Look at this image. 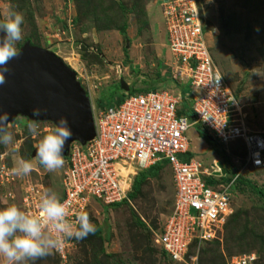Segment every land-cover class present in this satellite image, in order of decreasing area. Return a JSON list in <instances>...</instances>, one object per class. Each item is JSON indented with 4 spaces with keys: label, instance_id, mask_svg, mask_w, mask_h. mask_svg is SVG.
<instances>
[{
    "label": "rangeland",
    "instance_id": "1",
    "mask_svg": "<svg viewBox=\"0 0 264 264\" xmlns=\"http://www.w3.org/2000/svg\"><path fill=\"white\" fill-rule=\"evenodd\" d=\"M162 7L160 0H0V20L6 19L10 12L21 13L24 17L22 39L16 43V48L28 40L33 45L55 52L76 69L80 84L96 107L98 99L104 98L111 104L110 94L120 95V77L129 84V92H138L144 86L162 83L159 72L169 73L165 88H179L181 91L176 81H183L186 76L175 70L170 56ZM221 7L224 8V19L231 15L225 30L221 25ZM201 8L206 22L213 26L207 32L213 61L221 68L224 79L236 94L245 112L246 126L264 135V0H201ZM122 10L127 14L124 17L127 21L126 37L119 32L120 24L125 21ZM30 122H35L37 126L35 135L28 131ZM7 127L13 135V143L9 146L0 144V209L15 205L28 213L20 199L25 182L37 187L40 184L42 196L55 193L60 199L66 157L62 169L49 172L32 155L33 148L43 136L55 128L53 122L33 120L18 114ZM198 132L195 125H190L187 136L190 152L204 166L211 165L214 157L222 159L225 152L231 158L229 165H235L236 172L264 186V167L254 168L246 164L243 142L239 140L226 145L216 140L211 143ZM29 143L33 145L31 154L24 157L22 154L27 151ZM21 159L33 163V171L28 176L21 177L15 173ZM169 167L161 168L143 182L134 198L108 210L110 240L101 246L111 256L100 258L101 262L184 264L164 258L161 249L151 239L152 229L158 228L172 204L174 187ZM8 190L11 191L10 196ZM262 203L264 197H259L248 188L235 192L232 204L238 211L237 228L232 230L235 222L231 223L228 226L230 234L224 229L216 240L197 242L193 251L199 253L200 261L203 256V261L199 263L208 264L217 257L216 264H221L234 256L254 253L257 257L255 264H264ZM104 206L90 200L84 213L89 215L93 224H100ZM135 216L139 221L135 220ZM239 234L244 237L238 242L231 238ZM89 238L73 239L71 252L63 254L62 258L58 250L53 249L50 255L25 264H84L91 259L89 251L100 247L97 239ZM0 264H6L2 257ZM190 264L198 262L191 261Z\"/></svg>",
    "mask_w": 264,
    "mask_h": 264
},
{
    "label": "built area",
    "instance_id": "2",
    "mask_svg": "<svg viewBox=\"0 0 264 264\" xmlns=\"http://www.w3.org/2000/svg\"><path fill=\"white\" fill-rule=\"evenodd\" d=\"M161 3L175 70L190 79L192 90L186 95L191 98L192 117L180 111L183 96L179 88L124 91L118 103L93 106L95 134L84 143H70L60 201L67 207L68 220L77 227L76 217L90 200L105 205L120 202L127 198L136 171L167 162L174 187L172 204L158 228L152 229L151 239L172 259L189 263L198 259L197 255L188 259L190 243L216 237L233 213L231 188L239 173H221L218 162L222 159L214 157L211 165L204 166L190 156L188 127L200 124L226 145L240 140L246 164L254 168L264 167V135L246 126L238 98L213 61L197 0ZM216 77H220L218 85L211 80ZM227 175L229 181L211 184L206 180ZM37 185L25 182L20 192L21 204L33 215L39 212L43 194ZM73 245V239H64L55 251L61 257ZM256 260L254 253H248L225 264H255Z\"/></svg>",
    "mask_w": 264,
    "mask_h": 264
},
{
    "label": "clouds",
    "instance_id": "3",
    "mask_svg": "<svg viewBox=\"0 0 264 264\" xmlns=\"http://www.w3.org/2000/svg\"><path fill=\"white\" fill-rule=\"evenodd\" d=\"M23 22L24 17L18 12H10L6 19L0 20V85L7 83L5 73L11 71L8 66L9 62L21 54L15 45L22 39L21 25ZM211 80H215L218 85L220 77ZM122 90H119L120 93L125 91ZM91 107H93L92 104ZM40 112V107H33L34 115H39ZM8 116V112L0 111V144L4 146L13 143V135L7 127ZM28 131L33 135L37 133L35 122L28 124ZM72 135L67 118L61 116L56 127L44 135L37 145L36 158L38 163L49 172L62 169L65 165L64 148ZM258 162L259 160H257ZM32 171L33 163L23 159L18 161L15 168V173L21 177L28 176ZM67 217V207L55 193H46L42 196L39 212L36 215L26 213L15 205L0 209V257L6 261V264H25L27 261H35L50 255L53 249L61 247L64 239L82 240L89 234L95 233L96 226L90 221L87 213L82 212L76 217L77 227H74ZM219 232L212 239L219 238ZM212 239L194 240L193 242ZM193 242L189 245V252ZM193 255H197L199 259V253L190 254V256ZM190 256L188 257L189 260H191ZM173 261L190 264V262L185 263L182 260L173 259Z\"/></svg>",
    "mask_w": 264,
    "mask_h": 264
},
{
    "label": "water",
    "instance_id": "4",
    "mask_svg": "<svg viewBox=\"0 0 264 264\" xmlns=\"http://www.w3.org/2000/svg\"><path fill=\"white\" fill-rule=\"evenodd\" d=\"M18 50L20 56L9 62L11 71L5 73L7 83L0 85V111L9 113L8 123L21 114L33 120H50L56 127L59 118L66 117L73 133L64 148L66 157L71 142L84 143L95 134L89 94L76 78V69L55 52L28 40ZM119 83L123 90L130 89L122 77ZM34 106L41 108L39 115L33 114ZM36 148H33V156H36ZM218 164L221 173H226L224 162L220 160ZM234 169L232 167V173Z\"/></svg>",
    "mask_w": 264,
    "mask_h": 264
},
{
    "label": "trees",
    "instance_id": "5",
    "mask_svg": "<svg viewBox=\"0 0 264 264\" xmlns=\"http://www.w3.org/2000/svg\"><path fill=\"white\" fill-rule=\"evenodd\" d=\"M197 2L199 4L200 10H201L200 17H201L202 21L205 23V26H203V30L206 31V32H208V29L210 27L213 28V26H209V24L206 22L204 13L202 12V9H201V0H197ZM223 9L224 8L221 7L220 17L222 19L221 25H222L223 29L225 30L226 29L227 21L229 20V18L231 17V15L228 16L227 19H224L225 14H224V10ZM121 15H122L123 18L124 17L126 18V16H125V15H127L126 14V11L125 10H122ZM231 23L233 24L232 20H231ZM126 29H127V21L125 19V21H123L120 24V26H119V32L124 37H126ZM124 51H126V49H124ZM210 53H212V48L211 47H210ZM211 56H213V55L211 54ZM125 57H127L126 52H125ZM125 59H126L125 61H128L127 58H125ZM159 73L161 74L160 75V79H161L162 83H160L159 85H152L150 87L144 86L141 91H148V90H155V89L165 88L167 86V84H166V82H167L166 78H167V76H168L169 73L167 75H166V73L165 74H163L161 72H159ZM176 83H177V87H180L181 88V93H182V96H183V99H182V109L180 111H183V109H184L185 110V113H187L189 116L192 117V115L190 113L191 112V109H190L191 108L190 107L191 98L189 99L187 97V95H186V93H190L191 90H192L191 84H190V79H185L183 81H176ZM132 92H136V91H132ZM124 95H125L124 92L123 93H120V95L119 94H115V93L110 94V96L112 97L111 104L120 102L121 99L124 97ZM235 96H236V94H235ZM97 104H99V106H109V105H111V104H109L107 102V100H104V98L101 99V100L98 99L97 100ZM195 126L197 127V129L199 131L198 132L199 135L202 136V137H204V138H206L208 142L210 141L212 143V142L216 141L214 138H212L210 136V134H208L207 130L202 125L195 124ZM32 147H33V145L31 143H29L28 144L27 151L25 152V154L23 153L22 155L24 157H28L31 154ZM188 153H189L190 156H192V152H190V150L188 151ZM222 155H223V158L222 157L221 158L223 159V162H224V164H225V166L227 168L226 171L229 172V173H231V176H233V174L231 172V169H232V167H234L236 169L235 165H231V164L229 165V162L231 161V158H230V156L227 155V153L225 154V152H224V153H222ZM227 162H228V164H227ZM165 166L168 167L167 162H162V163H157L155 165L149 166L146 169H143V170L138 171L137 174L133 177V182H132L131 188H130L128 194H127V198L123 199L120 202L112 203V204H109V205L103 204V205H105L104 206L105 208H104L103 220H102V222L100 224L99 223H94V225L96 226L95 233L94 234H89V236H87L88 237V240L90 239L89 237H93V238L97 239L98 242H99V244H100V247H99L98 250H94L93 252H92V249H91V251H89V252H91V255H90L91 256L90 257L91 259L90 260L88 259L84 264H104L103 260L101 262L99 259L100 258L101 259H104L106 257L111 256V254L110 253H106L105 252L106 250L105 249L103 250V247L101 246V244L104 246V243L106 241H109L110 240L111 227L107 223L108 222V210L110 208H112V207H116V206H119V205H121L123 203H126L129 200V198H134L137 195V193L140 192L142 183L145 182L148 178H150L154 174H156L158 170H160L161 168H163ZM231 176L229 178L220 177V179H214L212 177H207L206 180L208 181V183L216 184V183L222 182L224 180L229 181L231 179ZM241 188H245V189L248 188L250 191L258 194L259 197H264V186L263 185L259 186L258 184L252 182L250 179L245 178L242 175L238 174L237 177H236V179L234 180L233 185H232V188H231L233 194L235 192L238 193L239 189L241 190ZM236 189H237V191H236ZM262 207H264V203L261 204L260 209ZM237 212L238 211L237 210H234V207H233V213L227 218V220H226V222H225V224L223 226V230L225 229V233H229L228 232V226H230L231 223H234V222L236 223L238 221ZM168 213H169V211H168ZM135 220L136 221H139V219L136 216H135ZM235 223L232 225V230H234V229L237 228V226H235V225H237V223L236 224ZM244 235H245V231H244ZM244 235H240V234L239 235H234V237L231 236V238L233 240H235L236 242H238L239 240H241L244 237ZM214 240H216V239H214ZM195 245H196V242H193L191 244V248H190L191 251L189 252L188 257L190 256V254H194L193 247ZM161 254H163V257L164 258H167L169 260L171 259L173 261V259L172 258H169V255L166 252H164L163 250H161ZM213 259H214L213 261H211V260L208 261L209 262L208 264H216L218 262V259L219 258L214 257ZM199 261H200V256H199V260L197 261L198 264H200L203 261V256H202V260L200 261V263H199ZM173 262H176V261H173ZM177 263H181V262H177ZM221 264H225V262H223Z\"/></svg>",
    "mask_w": 264,
    "mask_h": 264
}]
</instances>
